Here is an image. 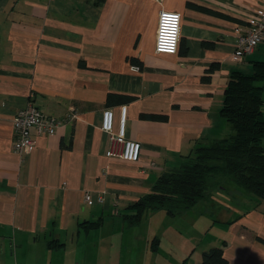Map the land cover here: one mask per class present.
<instances>
[{"label":"crops","instance_id":"crops-1","mask_svg":"<svg viewBox=\"0 0 264 264\" xmlns=\"http://www.w3.org/2000/svg\"><path fill=\"white\" fill-rule=\"evenodd\" d=\"M161 9L182 16L175 55L155 53ZM262 9L264 0H0V264L162 262L157 228L169 215L134 223L132 205L225 133L230 77L264 63V42L232 60L236 30ZM28 105L61 124L52 136L32 128L34 145L19 155L14 121ZM122 106L138 162L106 155L103 111L118 121ZM211 201L214 237L202 254L221 248L229 264H264V197L230 186Z\"/></svg>","mask_w":264,"mask_h":264},{"label":"trees","instance_id":"trees-1","mask_svg":"<svg viewBox=\"0 0 264 264\" xmlns=\"http://www.w3.org/2000/svg\"><path fill=\"white\" fill-rule=\"evenodd\" d=\"M264 63L252 74L234 72L225 90L221 115L228 128L220 139L197 147L178 169L164 173L153 190L132 205L140 221L164 210L175 217L230 186L264 197ZM200 264H229L223 249L203 252Z\"/></svg>","mask_w":264,"mask_h":264},{"label":"built area","instance_id":"built-area-1","mask_svg":"<svg viewBox=\"0 0 264 264\" xmlns=\"http://www.w3.org/2000/svg\"><path fill=\"white\" fill-rule=\"evenodd\" d=\"M160 3L161 0H152ZM182 30V16L180 13L161 9L158 17L155 53L175 55L178 53ZM237 40L232 60L243 61L252 54L256 47L264 42V9L259 10L249 27L236 30ZM71 118L74 114H70ZM16 139L13 150L16 154H23L32 149L34 140L31 129L35 128L38 135L52 136L61 122L54 117L45 116L37 107L28 105L18 114L14 121ZM101 129L109 135L111 148L108 157H116L126 162H138L141 158L142 145L140 142L127 137V106H122L120 116L116 121L113 109L103 111ZM85 201L89 204L104 202L101 194L94 197L86 193Z\"/></svg>","mask_w":264,"mask_h":264},{"label":"rangeland","instance_id":"rangeland-1","mask_svg":"<svg viewBox=\"0 0 264 264\" xmlns=\"http://www.w3.org/2000/svg\"><path fill=\"white\" fill-rule=\"evenodd\" d=\"M214 209L211 199L208 198L188 212L175 217L167 216L165 222L158 224L157 229L161 230L158 231V236L163 239L162 247L164 248V250L160 249V252H162L161 256L164 260L157 264H173V259L185 251L186 244L190 248L187 250L188 257L186 260L183 259L180 264H200L202 262V250L208 246L207 243L214 237L213 229L206 227L208 221L210 223V221L217 219V213ZM162 211L164 210L156 212L161 213ZM162 227L163 229H161Z\"/></svg>","mask_w":264,"mask_h":264}]
</instances>
